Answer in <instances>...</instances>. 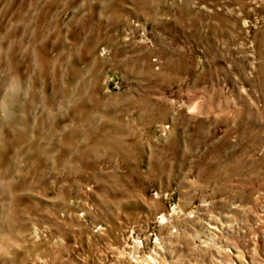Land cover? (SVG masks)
Returning a JSON list of instances; mask_svg holds the SVG:
<instances>
[{
  "label": "rangeland",
  "instance_id": "rangeland-1",
  "mask_svg": "<svg viewBox=\"0 0 264 264\" xmlns=\"http://www.w3.org/2000/svg\"><path fill=\"white\" fill-rule=\"evenodd\" d=\"M4 166L0 264H264V0H0Z\"/></svg>",
  "mask_w": 264,
  "mask_h": 264
},
{
  "label": "clouds",
  "instance_id": "clouds-1",
  "mask_svg": "<svg viewBox=\"0 0 264 264\" xmlns=\"http://www.w3.org/2000/svg\"><path fill=\"white\" fill-rule=\"evenodd\" d=\"M0 172H3L5 175H14L15 177H20L23 175L22 172L17 169H13L11 166L0 167ZM15 183V179L8 181L7 189L10 190L15 185Z\"/></svg>",
  "mask_w": 264,
  "mask_h": 264
}]
</instances>
